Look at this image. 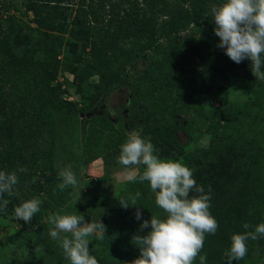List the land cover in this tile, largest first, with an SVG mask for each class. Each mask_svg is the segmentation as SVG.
Segmentation results:
<instances>
[{
	"label": "rangeland",
	"instance_id": "rangeland-1",
	"mask_svg": "<svg viewBox=\"0 0 264 264\" xmlns=\"http://www.w3.org/2000/svg\"><path fill=\"white\" fill-rule=\"evenodd\" d=\"M8 18H14L24 28L35 27L26 1L0 0V20ZM195 28V24L190 25L188 30L176 35L180 39L189 35L198 38ZM61 46L58 57L74 64L82 91H76L74 74L64 65L58 68L53 84H60L62 97L76 104L77 114L69 113L64 107L51 109L50 124L44 127L40 137L28 140L25 158L33 168L37 166L36 174L30 180L25 177L27 171L18 175L21 181L13 189V197H35L42 201L34 222L45 227L48 246L56 250L55 264H69L58 242L49 236L53 226L48 223V217L55 214L83 215L88 222L100 220L106 226L103 239L89 238V252L98 264H132L139 256L131 240L133 235H140L137 225L141 220L135 219V212L139 206L143 218L150 210L148 207L155 208L156 204L148 183L129 181L127 171L118 163L120 145L133 132L149 140L159 157L182 163L187 154L205 148L200 144L205 136L215 137L208 159H191L185 165L192 170L196 183L206 193L210 190L209 211L219 225L214 235H206L200 255H206V264H224L231 235L244 233V223L253 226L249 230L264 223V80L254 77L251 68L244 66L250 67V61L245 59L237 64L230 59L236 66L242 64L244 71L243 76L233 74L223 68L221 60L211 57L207 45L201 44V55L173 61L167 79L162 71L148 69L138 74L142 70L139 65L145 63L139 61L137 71L133 66L125 70L128 76L125 83L129 88L139 87L143 93L138 107L129 111L120 105L130 92L127 87H119L93 101L98 76L89 73L84 62L72 60L82 50L81 46L67 33L63 34ZM86 53L80 54L85 58ZM188 78L194 79L192 84ZM158 80L166 88L160 96L151 93L149 86L150 81ZM202 86L208 88V95ZM87 104H92V110L87 109ZM144 106L153 108L162 118L149 133L132 119ZM118 109L125 111L119 120H114ZM186 119L189 123H185ZM194 163L197 164L192 169ZM65 168L76 175L80 190L58 188L61 182L58 174ZM40 172H51L55 181L44 183L36 192L33 182L44 180ZM128 183H132L129 188L125 187ZM137 192L141 194L137 206H121L120 202L130 203ZM190 195L198 194L193 191ZM156 212L162 213L161 209ZM34 222L25 223L0 214V264H36L28 256V241L36 238ZM246 243V256L232 264H264V237ZM35 255L41 258L42 251L36 250ZM194 264H200L199 257Z\"/></svg>",
	"mask_w": 264,
	"mask_h": 264
},
{
	"label": "trees",
	"instance_id": "trees-1",
	"mask_svg": "<svg viewBox=\"0 0 264 264\" xmlns=\"http://www.w3.org/2000/svg\"><path fill=\"white\" fill-rule=\"evenodd\" d=\"M23 1L28 3V9L33 13L35 27L24 28L23 24L14 18L0 20V170L15 171L17 176L27 171L25 177L30 180L36 174L37 166L33 168L25 158L29 148L28 140L41 136L44 127L50 124L52 110L64 107L69 113L77 114L76 104L62 97L60 84H53L58 68L64 65L74 74L76 91H82L74 64L63 62L58 57L65 33L81 46L82 52L87 51L85 58L80 51L72 60L75 63L84 62L87 71L98 76L93 101L119 87H130L125 83V80H128L125 71L127 66H133L136 70L138 62L145 60L143 65H139L142 70L138 74L146 73L148 69L162 71V76L167 79L170 77L173 61L192 54L201 55V44L208 46L214 60L222 61L224 69L233 74L244 75L242 64L234 65L224 50L221 52L217 47L219 37L214 32L215 23L212 20L211 8L222 3V0ZM70 14H73L71 19ZM194 24L198 38L193 35L182 39L177 37L176 34L188 30V27ZM159 80L156 83L154 80L150 81L149 85L150 92H156L158 96L166 91ZM187 81L192 84L194 79L188 78ZM129 89L132 100L128 109L132 111L138 107L143 93H140L141 90L137 86ZM202 89L208 95V88L202 86ZM143 101H146V98ZM92 108V104H87L88 110ZM141 111L131 117L137 121V126H142L143 131L149 133L162 118L151 107L144 106ZM170 116L172 117V114ZM187 122L189 123L188 119L185 120V123ZM214 142L215 137H212L208 148H200L187 154L183 164L195 158L208 159L211 156L209 152L214 149ZM114 143L116 145V142ZM33 153L34 151L31 152ZM196 164H191L192 169ZM21 168L25 171L20 172ZM40 173L44 180L42 183L39 180L33 182L36 192H39L44 183L55 181L51 172ZM133 183L142 182L137 180ZM129 186H132V183L126 184L125 187ZM4 198L9 200V204L0 214L10 216H14L16 206L30 199L26 196L9 197L7 194ZM148 209L150 210L143 215L142 220L150 219L151 215L161 218L165 215L162 210L161 214H157V206ZM34 220L35 215L31 222ZM142 220L137 225L140 235L150 230V227L140 228ZM34 225L36 238L28 241L29 258L36 264H55L53 260L56 250L48 246L45 227L35 222ZM134 247L139 250L136 245ZM38 249L42 251L41 258L35 255Z\"/></svg>",
	"mask_w": 264,
	"mask_h": 264
},
{
	"label": "clouds",
	"instance_id": "clouds-1",
	"mask_svg": "<svg viewBox=\"0 0 264 264\" xmlns=\"http://www.w3.org/2000/svg\"><path fill=\"white\" fill-rule=\"evenodd\" d=\"M214 32L219 37L217 47L234 63L245 59L250 61L254 77L264 80V0H222L211 8ZM211 136H205L200 144L207 147ZM118 163L127 171L129 181L147 182L154 194L156 206L164 212V217L151 215L142 220L137 206L139 192L130 198V203L120 202L127 208L137 206L135 219L142 220L141 229L150 230L144 235H133L131 240L139 248V256L132 264H194L199 257L200 264H206V255H200L207 234L214 235L219 227L209 209L210 190L205 192L193 178L192 170L178 160L161 158L153 144L133 132L120 145ZM141 166L143 170L140 171ZM20 172L25 169H19ZM58 188H78L76 175L70 168L59 172ZM19 182L15 171L0 170V211L6 210ZM198 195H190L192 192ZM76 202V201H75ZM74 202V203H75ZM42 201L31 198L14 208V218L29 223L40 211ZM49 236L58 242L69 264H98L89 252L90 237L103 239L106 226L100 221L88 222L83 215L55 214L48 217ZM244 233L231 235V243L224 253V264L244 259L247 241L264 237V223L253 226L244 223Z\"/></svg>",
	"mask_w": 264,
	"mask_h": 264
},
{
	"label": "flooded vegetation",
	"instance_id": "flooded-vegetation-1",
	"mask_svg": "<svg viewBox=\"0 0 264 264\" xmlns=\"http://www.w3.org/2000/svg\"><path fill=\"white\" fill-rule=\"evenodd\" d=\"M131 100H132V96H131V93L129 92V93L126 95V97H125V101L122 102L120 105L123 106V107H126V108L128 109V106H129ZM119 108H120V107H119ZM126 108H125V109H126ZM124 111H125V110H120V109H118V111H117V113H116V116H115L114 120H117L118 117H121V116H122L121 114H122ZM118 120H119V119H118Z\"/></svg>",
	"mask_w": 264,
	"mask_h": 264
}]
</instances>
